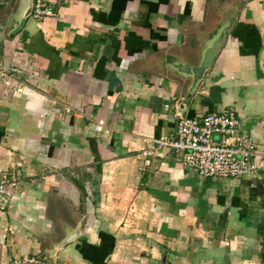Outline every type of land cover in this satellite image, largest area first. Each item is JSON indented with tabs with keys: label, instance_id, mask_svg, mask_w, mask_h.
Wrapping results in <instances>:
<instances>
[{
	"label": "crops",
	"instance_id": "crops-1",
	"mask_svg": "<svg viewBox=\"0 0 264 264\" xmlns=\"http://www.w3.org/2000/svg\"><path fill=\"white\" fill-rule=\"evenodd\" d=\"M36 1L0 0V264L78 229L56 263L264 264V167L203 179L152 149L233 107L264 154V0H42L16 32Z\"/></svg>",
	"mask_w": 264,
	"mask_h": 264
},
{
	"label": "built area",
	"instance_id": "built-area-1",
	"mask_svg": "<svg viewBox=\"0 0 264 264\" xmlns=\"http://www.w3.org/2000/svg\"><path fill=\"white\" fill-rule=\"evenodd\" d=\"M31 16L37 22H42L46 17L53 16V13L42 0H37ZM8 77L6 71L0 70V78ZM70 112L71 110L67 111ZM104 127V120L97 121L94 130L102 132ZM152 149L173 150L185 169L195 171L203 179H244L255 176L264 167V154L259 151L251 136L241 133V122L233 107L226 108L221 113L209 114L201 120L181 118L177 134L152 141ZM144 154L149 152L144 151ZM16 187L15 180L4 176L0 183V202L5 201L4 194H7L8 188ZM10 264L70 263H51L49 258L28 255L13 257Z\"/></svg>",
	"mask_w": 264,
	"mask_h": 264
},
{
	"label": "water",
	"instance_id": "water-1",
	"mask_svg": "<svg viewBox=\"0 0 264 264\" xmlns=\"http://www.w3.org/2000/svg\"><path fill=\"white\" fill-rule=\"evenodd\" d=\"M34 4H31L29 8L26 10V12L23 15L22 21L19 24V26L16 29V32H19L22 28L25 27L27 20L31 17L33 12ZM223 40L220 39L216 41L212 47H210L203 58V61L199 67L196 68H187V72L194 77L195 82H199L204 77L205 73L210 69L212 66L213 60L218 54V51L220 49V46L222 44ZM80 236V229L78 231H75L72 235H70L65 241H63L60 245L55 247L51 253L49 254L50 262L56 263L57 261V255L58 253L67 245L73 243L78 237ZM46 258V257H45ZM55 261V262H54Z\"/></svg>",
	"mask_w": 264,
	"mask_h": 264
},
{
	"label": "bare ground",
	"instance_id": "bare-ground-1",
	"mask_svg": "<svg viewBox=\"0 0 264 264\" xmlns=\"http://www.w3.org/2000/svg\"><path fill=\"white\" fill-rule=\"evenodd\" d=\"M178 126V125H177ZM176 134V133H175Z\"/></svg>",
	"mask_w": 264,
	"mask_h": 264
}]
</instances>
